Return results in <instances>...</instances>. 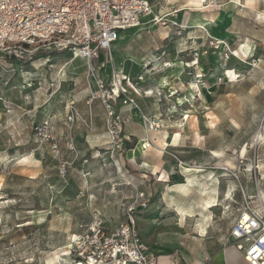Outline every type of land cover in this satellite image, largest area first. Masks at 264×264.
Here are the masks:
<instances>
[{"label":"rangeland","instance_id":"374dc122","mask_svg":"<svg viewBox=\"0 0 264 264\" xmlns=\"http://www.w3.org/2000/svg\"><path fill=\"white\" fill-rule=\"evenodd\" d=\"M183 1L156 0L145 24L122 33L120 74L113 49L100 72L70 54L0 59V264H78L82 235L97 225L114 231L142 191L149 201L138 228L155 236L149 224L158 225L159 264L173 255L191 264L237 245L240 212L263 209L264 0H202L201 12L175 13ZM199 13L209 30L190 26ZM98 74L106 88L138 94L137 106L117 105L119 138L108 128ZM144 139L151 145L130 157ZM208 174L216 191L207 196L219 206L202 218L199 183ZM189 177L198 183L182 187ZM178 205L192 216H177Z\"/></svg>","mask_w":264,"mask_h":264},{"label":"built area","instance_id":"2783aa9c","mask_svg":"<svg viewBox=\"0 0 264 264\" xmlns=\"http://www.w3.org/2000/svg\"><path fill=\"white\" fill-rule=\"evenodd\" d=\"M220 0H212L219 4ZM156 0H0V59L34 60L51 54H70L86 60L100 72L110 59L112 45L126 30L139 28L154 13ZM157 22L160 18L156 16ZM164 24V23H163ZM166 24V23H165ZM191 47L196 44L192 41ZM195 58L199 50L193 48ZM108 128L113 137L123 131L122 113L117 105L137 106V95L106 88L100 78ZM137 93V92H136ZM152 128L161 120L143 114ZM124 144V140H119ZM149 197L142 191L137 205L114 231L100 225L82 235L74 246L78 264H159L157 252L141 237L137 212L148 206ZM237 247L249 264H264V209L244 208L232 227ZM169 264H179L178 258Z\"/></svg>","mask_w":264,"mask_h":264},{"label":"crops","instance_id":"0c3cea01","mask_svg":"<svg viewBox=\"0 0 264 264\" xmlns=\"http://www.w3.org/2000/svg\"><path fill=\"white\" fill-rule=\"evenodd\" d=\"M229 3L239 4V2H237L236 0H231ZM226 5L227 4H224V6H226ZM188 9H194L197 12H201L204 8H200V7H196V6H189ZM183 10H185V9L183 7H181V5H180V7L177 8L175 13L178 14V13L182 12ZM174 21L176 22V20H174ZM207 22H209V23H207ZM209 25H210V21L206 20L205 17L201 16L200 13L194 14L190 20V26H193V27H200V28H204L205 30H209ZM131 30H133V29H131ZM126 31H128V30H126ZM123 32H125V31H123ZM122 33H121V35H122ZM125 56H126V53L124 55V58H125ZM193 64H191V65L193 66ZM195 64H196V62H195ZM122 65H123V62L121 63V66ZM121 70H123V66H122ZM131 151H132V149H130L128 151L129 155L131 154ZM131 156L132 155H130V157ZM187 170L190 171L192 169L187 168ZM196 183H198L197 180L193 179L192 177H189L188 184L187 185L184 184L181 186L186 187V186H190V185H195ZM199 185H200V191H201L202 195L206 196L202 199V202L199 206V209L201 210V217L202 218H208L211 214L212 209L219 206V203L217 205H215V202L217 200L214 196H207L213 190L216 191V181L213 179V177L210 174H208L204 177V182L199 183ZM177 209H178L177 216L180 215L182 218H185V216H192L191 215L192 210H188L187 207L178 205ZM149 225H150L152 230L156 231L155 236L149 235V234H146L143 236L141 234L140 230H139V232H140L142 239L157 252L158 261H159V256L162 255V252H161L162 247L154 244L153 242L158 243V241H160V239H163V238L160 237L159 227L157 224L150 222ZM206 227L204 225L200 226V228H202L201 232L203 234L206 232ZM177 229L182 230L181 227H177ZM200 255L201 256L207 255V256L202 260L196 259L195 262L192 261L191 264H195V263H197V264H249L245 260L243 252L238 249L237 245H229V246L225 245L224 247H221V248L215 250L214 252H212L209 255L206 251L201 252ZM175 258H178V261H180L179 255H173L168 259L166 264H169Z\"/></svg>","mask_w":264,"mask_h":264},{"label":"bare ground","instance_id":"6f19581e","mask_svg":"<svg viewBox=\"0 0 264 264\" xmlns=\"http://www.w3.org/2000/svg\"><path fill=\"white\" fill-rule=\"evenodd\" d=\"M254 1L255 0H246L244 1L245 3V6H251V7H255L254 6ZM189 6H196V7H200V8H203L204 7V4H203V1L202 0H187V1H184L182 4H181V7H183L184 9H188ZM124 38V35H121V37L119 38V40L117 42H115L113 45H112V48L111 50L113 49V58L115 60V63H116V68L118 70H121V63L124 59V55H125V51L120 48V40ZM115 47V48H113ZM199 61L196 62V64H198ZM173 64V69L174 71H180L182 69V64L180 65L179 62H175V63H172ZM147 66V65H146ZM187 66V65H186ZM190 66V65H189ZM115 71L117 73H123V70L121 71H117L115 69ZM183 72V70H182ZM181 72V73H182ZM202 76V75H200ZM168 80L167 79H163L162 80V83L165 84L167 83ZM151 133V136L156 139V138H160V135L158 133H156L155 131H149ZM163 135V134H162ZM262 136V135H261ZM161 139V138H160ZM262 139V138H261ZM155 142V141H154ZM160 144V143H159ZM166 144V142H165ZM151 144H150V140H147V139H144V140H141L140 143L136 146V148H132V151H131V154L132 156L134 157H140L143 152V150L147 149V147H149ZM151 148V147H150ZM246 151V150H245ZM145 153V151H144ZM143 153V154H144ZM208 177V176H207ZM259 197H260V200H261V203H262V208L264 209V192L263 191H260L259 193ZM217 205V204H215Z\"/></svg>","mask_w":264,"mask_h":264}]
</instances>
